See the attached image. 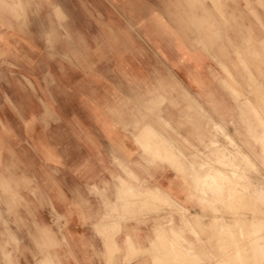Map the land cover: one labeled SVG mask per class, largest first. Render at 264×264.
I'll use <instances>...</instances> for the list:
<instances>
[{"label": "crops", "instance_id": "0c3cea01", "mask_svg": "<svg viewBox=\"0 0 264 264\" xmlns=\"http://www.w3.org/2000/svg\"><path fill=\"white\" fill-rule=\"evenodd\" d=\"M47 1L58 0H0V129L19 130L20 138L19 181L0 179L1 192L20 194L7 198L19 202L20 213L18 256H10L18 264H153L157 243L172 238L169 227H183L188 215L202 224L210 215L195 187L206 193L214 186L194 181L224 173L200 166L211 140L224 144L215 129L241 147L230 162L254 160L264 120L252 117L240 91L214 88L218 75L207 72L208 57L176 31L162 36L157 22L136 26L128 39L116 27V36L100 42L98 72L76 42L55 45L66 58H45V19L54 24L55 12L65 15ZM228 1L234 4L225 11L264 20V3L257 5L264 0ZM209 8L204 1L202 12ZM129 187L147 192L148 202L121 207L117 195ZM153 194L187 211L179 216Z\"/></svg>", "mask_w": 264, "mask_h": 264}, {"label": "rangeland", "instance_id": "374dc122", "mask_svg": "<svg viewBox=\"0 0 264 264\" xmlns=\"http://www.w3.org/2000/svg\"><path fill=\"white\" fill-rule=\"evenodd\" d=\"M204 1L211 4L208 13L202 12ZM261 3L264 2H258L257 5ZM47 4L52 11L62 10L66 16L55 12L54 24L52 20L47 22L45 19V58H66V51L56 50L55 45L66 48L70 41L76 42L80 44L78 47L87 48L92 69L98 72L100 66L97 64L102 57L100 42L116 36V27H120L121 31L118 36L128 39L136 26L147 28L157 22L163 27L162 36L166 35L164 31H176L187 47L201 49L208 57L212 65L207 67V72L218 75L217 81L213 83L214 88L240 91L235 95L250 101L252 117L258 116L264 120V20L254 17L251 21L237 16L235 11H225L228 4H234L233 1L58 0L52 3L47 1ZM248 4L245 2V5ZM35 8L38 9L37 4ZM261 8L264 9V6L261 5ZM206 14L209 16L205 17ZM245 21H250L247 26L244 25ZM214 33L219 37H210ZM143 40L141 37L140 41ZM47 68L45 77L49 75ZM28 85L33 89L30 82ZM49 86L51 82H45V89ZM66 100L60 98L62 104H66ZM44 117L45 121H51L50 113H45ZM215 132L224 138V144L218 146L216 141L211 140L207 146L210 154L205 155L209 161L200 166H213L225 172L220 173L218 178L213 174L208 175L211 179L209 185L214 187L206 193L195 187L199 192V200L209 203V210L205 212L210 215H204L202 224L200 221H192L188 215L182 220L183 227L178 230L169 227L172 238L157 243L159 248L155 251L162 259L158 255L154 256L153 264H264V130L262 137L256 141L258 153L254 155V160L236 162H230L229 155L241 153V147L229 139L221 127L216 128ZM18 133L19 130L0 129L3 144L0 150V179L8 178L12 183L19 181ZM144 145L147 146V143ZM213 151L217 157L210 162L214 156ZM15 192L5 193L0 190L1 264H18V258H11L10 252H16L17 255L19 250V202L7 203V198L15 194L20 200L19 190ZM147 195V192H135L129 187L117 195V202L123 208L136 202L147 203ZM154 198L161 199L179 216L187 211L166 195L153 194L151 199ZM258 215L262 217L261 225H251L250 219ZM162 234L163 231H160L159 236ZM201 236L206 240H199ZM260 240L262 243L258 244ZM201 248H207L210 252L198 254L196 250Z\"/></svg>", "mask_w": 264, "mask_h": 264}, {"label": "bare ground", "instance_id": "6f19581e", "mask_svg": "<svg viewBox=\"0 0 264 264\" xmlns=\"http://www.w3.org/2000/svg\"><path fill=\"white\" fill-rule=\"evenodd\" d=\"M222 159V158H221ZM225 160V159H224ZM208 168V167H207ZM225 172V171H224ZM238 173V172H237ZM246 175V174H245ZM209 180L208 179H201V180H198L197 181V184L198 185H200V186H206V185H208L209 184ZM207 206V205H206ZM261 219H262V217L261 216H254V217H252V220H251V225H255V226H258L260 223H261ZM261 225V224H260ZM260 243L261 242V240L260 241H257V243ZM258 243V244H259ZM262 243V242H261ZM261 246V245H260ZM168 255V254H167ZM168 260V259H167Z\"/></svg>", "mask_w": 264, "mask_h": 264}]
</instances>
